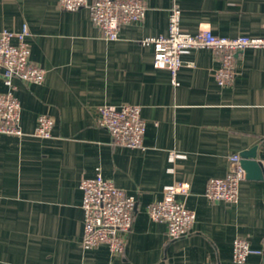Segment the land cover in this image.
Instances as JSON below:
<instances>
[{"label":"crops","instance_id":"1","mask_svg":"<svg viewBox=\"0 0 264 264\" xmlns=\"http://www.w3.org/2000/svg\"><path fill=\"white\" fill-rule=\"evenodd\" d=\"M141 21L106 40L88 8H60L58 0H0V31L29 29L31 62L45 69L40 84L14 78L22 135L0 133V264H264V177L239 184L236 203L209 201L211 177L227 174L228 158L256 148L264 165V48L237 55L229 86L213 77L219 61L208 48L182 56L172 84L153 66L147 37L165 34L170 9L181 28L210 29L225 37H264V0H145ZM15 41V40H14ZM0 68V93L8 91ZM140 107L143 148L112 144L97 124L100 105ZM41 114L54 120L52 137L32 135ZM97 172L136 197L126 245L113 255L106 244L85 249L82 177ZM175 182L176 199L196 214L186 235L169 239L152 221L148 204ZM251 250L243 263L231 258L234 238Z\"/></svg>","mask_w":264,"mask_h":264},{"label":"built area","instance_id":"2","mask_svg":"<svg viewBox=\"0 0 264 264\" xmlns=\"http://www.w3.org/2000/svg\"><path fill=\"white\" fill-rule=\"evenodd\" d=\"M61 9L75 11L88 8L92 23L106 40H116L119 29L124 24L141 21L146 11L145 0H58ZM181 11L177 6L170 9L168 27L165 34L147 37L143 44L153 47L152 63L156 68H165L170 73L172 84H177V71L184 65L182 56L194 48L212 50L218 67L213 77L219 86H229L236 75L237 55L247 47L264 48V37L233 36L214 34L210 29H201L191 34L180 26ZM29 29L22 24L19 31H0V68L4 83L9 90L0 93V133L20 136V102L12 93L14 78L40 84L44 80L45 69L29 59L27 36ZM15 40V41H14ZM97 124L106 129L112 144L143 148L145 122L140 107L124 104L119 107L100 105L96 108ZM54 120L45 114L37 117L32 135L37 138L52 137ZM239 154L228 158V172L223 177H211L204 188V196L209 201L236 203L239 198V184L245 178ZM82 192L83 233L81 246L85 249L106 244L113 255H120L126 245V235L130 232L136 206V197L127 194L114 183L97 172L92 177H82L78 183ZM182 182L168 186L160 200L146 207L149 218L161 222L166 227L169 239H178L187 234L196 219L193 209L187 208L176 199L178 194H187ZM246 238L236 237L232 242L231 258L235 263H243L252 253ZM259 252V251H254ZM206 264H211L207 262Z\"/></svg>","mask_w":264,"mask_h":264},{"label":"water","instance_id":"3","mask_svg":"<svg viewBox=\"0 0 264 264\" xmlns=\"http://www.w3.org/2000/svg\"><path fill=\"white\" fill-rule=\"evenodd\" d=\"M241 166L249 179H262L264 177V165L256 159V148L241 153Z\"/></svg>","mask_w":264,"mask_h":264}]
</instances>
